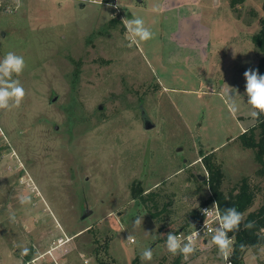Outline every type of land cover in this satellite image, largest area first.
Listing matches in <instances>:
<instances>
[{
  "label": "rangeland",
  "instance_id": "obj_1",
  "mask_svg": "<svg viewBox=\"0 0 264 264\" xmlns=\"http://www.w3.org/2000/svg\"><path fill=\"white\" fill-rule=\"evenodd\" d=\"M170 1L117 0L116 11L108 0H0V58L25 59L24 97L0 109L3 263L9 254L10 264H225L216 247L184 260L165 240L210 195L205 156L224 192L243 177L264 187L254 150L236 137L252 125L248 106L231 114L222 97L228 86L243 94V73L256 69L251 35L264 0H201L196 30L204 40L212 31L219 76L211 92L198 89L205 55L175 41L178 23L163 9ZM137 16L155 33L139 44L125 28ZM195 35L185 42L196 44ZM242 43L251 49L243 53ZM141 109L154 128L144 129ZM23 194L31 204H19ZM261 203L260 191L247 212ZM24 241L31 252L21 258L15 244ZM146 247L151 261L141 259ZM243 263L264 264V245L248 247Z\"/></svg>",
  "mask_w": 264,
  "mask_h": 264
},
{
  "label": "clouds",
  "instance_id": "obj_2",
  "mask_svg": "<svg viewBox=\"0 0 264 264\" xmlns=\"http://www.w3.org/2000/svg\"><path fill=\"white\" fill-rule=\"evenodd\" d=\"M19 7V5H17ZM154 11H160L154 8ZM125 28L128 38L136 44L148 41L153 38L155 33L145 24V20L141 17H132L125 20ZM25 68V59L22 55H17L13 51H9L0 58V109H10L20 105L25 95V88L19 80V75ZM15 74V76H14ZM245 91L243 94L229 86L223 89L222 97L229 113L235 114L240 110L241 104L248 106V114L251 123L255 125L264 118V74L259 73L258 69H247L244 73ZM234 89V91H233ZM240 98V102L237 101ZM246 97V100H245ZM247 129H245L246 131ZM20 205H28L32 202L30 194L18 195ZM210 217L208 223L212 225L208 229L211 233L212 244L217 248L218 255L221 260L227 264L232 254L235 243V236L229 233L239 231L241 225L245 228H251L252 222L244 223L245 216L238 211L236 207H226L221 209L218 204L212 210H205ZM9 219L15 223V210L9 211ZM143 217H137L134 223L142 224ZM200 234L197 230L191 232L187 236L178 235L176 232H169L166 235L165 246L169 253L173 256L180 254L184 260H187L191 254L198 250ZM129 239H132L129 237ZM20 250L21 258L26 257L31 252L28 242L24 241L15 244ZM83 255V253L81 254ZM153 258L152 247H146L141 252L142 261H151ZM87 264V260L85 262Z\"/></svg>",
  "mask_w": 264,
  "mask_h": 264
},
{
  "label": "trees",
  "instance_id": "obj_3",
  "mask_svg": "<svg viewBox=\"0 0 264 264\" xmlns=\"http://www.w3.org/2000/svg\"><path fill=\"white\" fill-rule=\"evenodd\" d=\"M259 24V30L252 35L251 41L255 46V50L259 52V59L256 68L259 73L264 74V16L259 19ZM246 129V131L244 129V131L237 136V139L244 148L254 150L256 161L262 165V167L257 171V174L263 175L264 118H262L261 121L255 125H249ZM210 158V155L204 157V163L208 171V178L206 182L210 189V195L203 203L215 200L221 209L226 207H236L238 211L244 214V223L250 221L253 225L251 228H245L242 224L239 231L229 233L231 236H235V243L231 256L232 264H244L243 256L248 247L264 245V187L260 188L258 185L253 186L248 181L247 177H243L241 181L228 193L224 192L221 188V172L218 169H212L209 165H207ZM260 191L262 192V203L257 209L247 212L248 208L253 204L256 194ZM132 196L133 198H139L140 194L134 192L133 189ZM191 214V220L198 217L197 210L191 211ZM176 261L179 263V257L176 258Z\"/></svg>",
  "mask_w": 264,
  "mask_h": 264
},
{
  "label": "crops",
  "instance_id": "obj_4",
  "mask_svg": "<svg viewBox=\"0 0 264 264\" xmlns=\"http://www.w3.org/2000/svg\"><path fill=\"white\" fill-rule=\"evenodd\" d=\"M165 2H163V5H165V6H163L164 7L163 9L167 10L169 13V15L166 16V18H168L169 20L176 18V21L178 23L177 24L178 29L175 31V35H174L175 41H178V44L181 47L194 48L197 50L198 54H199V52H201V54L205 55V59H204L205 62H208L210 64L209 66H207L206 69L204 66H202L204 76L201 79V81L199 82L201 85L199 84L198 89H200L199 90L200 92H211V90H213V87L215 86V83H213V76L216 79L219 76H218V74H215V72L213 74H211V70L214 68V65L210 61V55L213 54L214 48L210 47L211 43L209 42V37L211 38L212 31L208 29V37L204 40V37L202 38V36L204 35L205 32L204 31L201 32V35H200V33H198V31L196 30V26L199 25L197 22L199 21V17H200L201 0H171L170 2H168V4H165ZM165 10H163V12ZM196 32H197V35H199L198 39L196 38V40H195L196 44H193L192 42L189 43V41L185 42L186 40H189L190 38L195 39V37H196L195 33ZM237 36H239V33L237 34ZM251 37H252V35H251ZM246 39L250 40V36L247 37V35H246ZM244 46H245V44L242 43V46L240 48L243 53H245L246 50L251 49L250 48L251 46L249 43L246 47H244ZM252 52L255 55V64L257 67V62H258L257 59L258 58L255 54L256 53L255 46L252 47ZM173 55H174V53H173ZM241 55H243V54L236 53V57H239V56L241 57ZM160 59H161V57H160ZM182 59H185V61L189 60L188 57H184ZM222 65H223V62H221V66ZM216 70L217 69L215 68L214 71H216ZM221 83H224V80H221ZM238 114H240V113H238ZM242 131H244L243 126H241L240 133ZM200 248H204V246H202ZM7 258H8V261H6L5 263H3L0 260V264H10V263L14 262L11 255L8 254ZM55 263H57V261H55Z\"/></svg>",
  "mask_w": 264,
  "mask_h": 264
},
{
  "label": "built area",
  "instance_id": "obj_5",
  "mask_svg": "<svg viewBox=\"0 0 264 264\" xmlns=\"http://www.w3.org/2000/svg\"><path fill=\"white\" fill-rule=\"evenodd\" d=\"M108 3L114 10L119 11L117 0H108ZM216 204V201L212 200L208 203H203L202 205H200L197 209L198 217L196 219L191 220L189 226L178 229L176 233L181 236H187L191 232L197 230L201 235L200 241H202V243L198 245L199 248L202 246L206 247L209 245L215 247L211 241V233L208 231V229L212 227V225L208 223L210 217L207 215L205 210H212ZM231 256L229 257V261L227 262V264H232Z\"/></svg>",
  "mask_w": 264,
  "mask_h": 264
},
{
  "label": "water",
  "instance_id": "obj_6",
  "mask_svg": "<svg viewBox=\"0 0 264 264\" xmlns=\"http://www.w3.org/2000/svg\"><path fill=\"white\" fill-rule=\"evenodd\" d=\"M127 15L130 16V13L127 12ZM55 99H56V96L53 97V100H55ZM99 107L101 108V105H99ZM141 111H142L141 120H142V126L144 127V129H152V128H154L155 124L148 117V115L146 114L145 110L141 109ZM88 214H89V211H87L85 215H88Z\"/></svg>",
  "mask_w": 264,
  "mask_h": 264
}]
</instances>
